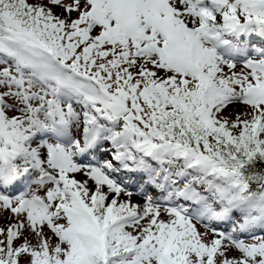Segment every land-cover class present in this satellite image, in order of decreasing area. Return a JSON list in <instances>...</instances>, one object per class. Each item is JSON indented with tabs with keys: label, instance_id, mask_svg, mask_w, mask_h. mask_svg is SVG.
I'll use <instances>...</instances> for the list:
<instances>
[{
	"label": "snow or ice",
	"instance_id": "obj_1",
	"mask_svg": "<svg viewBox=\"0 0 264 264\" xmlns=\"http://www.w3.org/2000/svg\"><path fill=\"white\" fill-rule=\"evenodd\" d=\"M0 264H264V0H0Z\"/></svg>",
	"mask_w": 264,
	"mask_h": 264
}]
</instances>
